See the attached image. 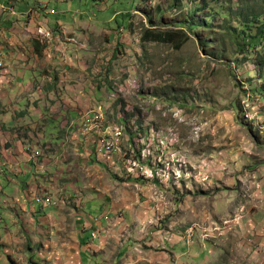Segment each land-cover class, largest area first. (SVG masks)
<instances>
[{"label":"rangeland","instance_id":"374dc122","mask_svg":"<svg viewBox=\"0 0 264 264\" xmlns=\"http://www.w3.org/2000/svg\"><path fill=\"white\" fill-rule=\"evenodd\" d=\"M10 1L0 0V37L7 32L15 35L16 30H10L7 23L8 13L15 14L8 10ZM17 1L18 12L23 5L39 6V0ZM44 1L49 3V11L57 13L50 16L52 26L59 20L68 25L74 20L92 24L82 34L79 30L68 34L70 47L64 46L71 53L65 54V62L72 60L75 66L84 67V75L61 84L60 74L67 75V69L44 66L45 50L57 37L54 30V39L42 44L43 54L36 65L48 77H57V84L55 78L51 82L56 93L62 94L57 100L35 96L21 106L13 89L14 80L23 76L15 68L17 58L0 64V164L8 167L0 171L4 179L20 174L14 172L18 166H9L2 154L5 145L19 141H40L47 167L42 159L38 171L48 172V166L59 157L57 150L68 141L62 140L67 133L61 130L59 113L51 110L73 101L92 119L102 115L105 130L113 126L123 129L120 151L114 153L119 154L120 170L101 167L91 181L97 192L84 197L98 198L102 209L109 207L127 231L141 238L139 250L169 254V244L176 245L181 253L176 264H264V116L258 118L259 110L264 113V37L256 40L255 48L244 45L252 42L250 38L264 23L263 1ZM246 12L257 16H242ZM149 28L177 30L185 43L177 49L173 44L143 41ZM21 42L20 49L27 54L35 39ZM1 45L7 51L6 42ZM40 82L34 86L48 87L44 79ZM78 91L85 98L72 99L80 95ZM22 113L23 119L16 121ZM247 114L255 119L247 120ZM23 120L32 123L30 136ZM50 121L57 122L53 138L49 136ZM42 140L53 142L52 148L46 149L48 144ZM129 159L139 161L140 173H129ZM142 171L148 176H142ZM83 176L70 178L69 188L84 187L76 184V179L88 177ZM51 177L54 183L66 184L64 178L56 181V175ZM100 194L106 196L102 199ZM15 197L10 194L7 200ZM81 198L65 200L64 222L76 224L68 209L81 208L88 201ZM7 210L14 212L1 215L3 226L20 222L22 214L16 208ZM156 238L169 243L168 249L153 243ZM0 247L4 245L0 243Z\"/></svg>","mask_w":264,"mask_h":264},{"label":"crops","instance_id":"0c3cea01","mask_svg":"<svg viewBox=\"0 0 264 264\" xmlns=\"http://www.w3.org/2000/svg\"><path fill=\"white\" fill-rule=\"evenodd\" d=\"M52 11L54 10L49 11V3L44 0H39V6L36 8L23 5L22 10L18 12L15 7V14L8 13L9 21L7 22L10 30H16L15 35H10L7 32L0 37V64L5 63L7 58L9 62H14L17 58L15 68L18 70L19 75H23L19 77L21 80H14L13 83L14 99L18 100L21 106L29 104L35 96L41 99L48 96L51 100H57V96L62 95L59 91L56 93L53 89L52 79L55 78L54 83L57 84V77H48L45 75V70L36 65L39 63V57H42L44 50L43 43L39 39V41L36 40L39 27H46L57 32V37L53 40L52 45L45 50L44 66L57 69V71L67 69V75L60 74L61 84L62 82L67 83L73 77L82 78L84 75V67L75 66L71 62L72 60L65 62L67 56L65 54L68 52L71 56V53L65 50L64 46L70 47L68 34L73 35L71 32L76 33V30H79L82 34L83 29L86 30L92 24L74 20L75 25H68L66 22L59 20L55 26H52L50 19ZM13 18L19 20V23L16 24L17 20L12 22L11 19ZM80 27L82 29H79ZM25 38H28V40L30 38L35 39V43L30 50L25 51L27 54H23L19 44L23 42H21V39L25 40ZM1 42H6L7 51L2 49ZM36 47L39 52H37ZM20 62L23 64L21 65ZM36 77L38 78L36 79ZM40 79H44V82L49 83L48 87H44L47 92L40 85L34 86L35 83L40 82ZM11 86L8 85L9 89L7 86L2 87L10 90ZM69 93L71 92L69 91ZM78 93L80 95L72 99L81 100L80 98H85L80 91ZM8 96H11V94ZM61 99L66 98L61 97ZM67 100H70V98ZM73 104V101H70L63 108L59 107L51 110V112L59 113V123L60 120L62 123L61 130L67 133V138L62 140L68 139V141L61 145V150H57L56 157H59L54 160L53 164L48 166V172L38 171L42 159H44L42 164H46L44 152L39 150V147H41L40 141L37 144L29 141L25 144L19 141L16 142V145H5L2 150L6 163L12 168L18 166L16 170L14 169V172L19 171L20 174H16L11 170L18 177L4 179V175L0 173V233L4 234L0 237L2 238L0 243L4 245V247H0V264H12V260L16 264H176V260L181 259L179 257L181 253L177 251L179 247L167 243L171 249L168 250L169 254L139 250L140 244H137L141 241L139 236L127 231V227H123L124 224L121 225V221L115 218L114 212L110 211L109 207L102 209L101 207H104L103 202L101 201V203L98 198L88 200L97 192V190H94L95 187H92L91 181L96 179L99 169L112 166L119 171L121 163L118 159L119 154L106 155L104 149L101 148L100 141L106 131L101 123H99L100 128L91 137H84L80 134L86 114L84 110L81 112ZM44 105L45 103L41 104V106ZM17 112H19V108ZM68 113H70V118L67 117ZM22 116L23 113L20 116L18 114L15 120L20 122V119H23ZM23 122L27 135H29L32 128L29 124L32 123L24 120ZM56 123V121H50L49 123L48 129L52 130L49 136L52 138L56 136L58 131ZM47 142L43 141V144L46 145ZM67 142L69 143L67 144ZM47 144L46 149H51L53 142ZM28 148L29 153L27 152ZM36 153L40 155L37 162L31 160V155ZM5 168L8 167L0 164L1 172H4ZM52 171L57 174H53ZM68 172L69 175L66 174ZM60 174L63 175L60 177ZM51 175H56V181L64 178L66 184L54 183ZM74 175H80L81 177L88 175L87 179L83 181L76 179V184L78 182L83 183L84 187L69 188L67 181L74 178ZM23 184L26 186L23 187ZM43 193L60 196L54 198H63L68 203L70 198L74 196H82L83 201L86 199L88 201L84 202L78 210L68 209V212H71L70 216H74L77 221L74 225L64 222L62 216L67 203L57 208H47L36 201V197L43 195ZM85 193L89 198L84 197ZM10 194H13V196L16 194L14 201L7 200ZM99 196L103 199L106 195L102 196L100 194ZM10 207L16 208L17 212L23 216L21 215L20 222L15 220L11 224L3 226V216L1 215H13L10 212L14 211H5L6 208ZM21 220L24 221L21 223ZM124 229H126L125 232H123ZM56 230L57 234L55 235ZM152 242L164 246L163 249H168L165 247L167 244L162 241V238H156Z\"/></svg>","mask_w":264,"mask_h":264},{"label":"built area","instance_id":"2783aa9c","mask_svg":"<svg viewBox=\"0 0 264 264\" xmlns=\"http://www.w3.org/2000/svg\"><path fill=\"white\" fill-rule=\"evenodd\" d=\"M15 0H11L10 3H12ZM8 10L14 12V7L12 4L8 6ZM56 12L53 11V14ZM39 34V40L41 43L49 42L54 39V31L48 28H40L38 31ZM249 107V104H246V108ZM260 107V106H259ZM260 115V110L258 111V116ZM102 116H96L94 119L90 118V116H86L85 118V124L83 126V129L81 131V135L84 137L90 136V134L98 130L100 128L99 123L101 120ZM247 120H254L255 117H251L249 114L246 115ZM123 137V129L120 126H113L109 128L106 131V134L104 135V138L102 139L103 141V148L105 149V152L108 155H114L115 152L120 151V145H121V140ZM32 160L34 161H39V155L35 154L31 157ZM127 170L131 174H136L141 172V166L138 160L136 159H129L127 160ZM146 171H142V176H148L146 175ZM153 175V174H150ZM36 201L40 204H43L45 207L50 208V207H59L64 204L65 200L63 198L61 199H56L52 198L49 195H41L36 197Z\"/></svg>","mask_w":264,"mask_h":264},{"label":"trees","instance_id":"16d2710c","mask_svg":"<svg viewBox=\"0 0 264 264\" xmlns=\"http://www.w3.org/2000/svg\"><path fill=\"white\" fill-rule=\"evenodd\" d=\"M264 3V0H262ZM176 3V0H175ZM256 15V13L250 14L248 12L246 13H242V16L249 18L250 16ZM150 23L154 26L155 22L150 19ZM181 32L177 31V30H164V31H154L151 30L150 28L147 29L143 35H142V40L143 41H154V42H163V43H168V44H173V46H175V48L180 49L184 43H185V39L183 38L181 35H179ZM264 37V23L262 24V26L260 27L259 31L257 32V35L250 38V40L252 42H247L245 45V47H256L255 42H257L256 40L258 39L259 41H261V39ZM240 46V48H243V46ZM37 52L38 48L36 47ZM237 109V108H236ZM12 264H16L15 261L12 260Z\"/></svg>","mask_w":264,"mask_h":264},{"label":"clouds","instance_id":"9594fccd","mask_svg":"<svg viewBox=\"0 0 264 264\" xmlns=\"http://www.w3.org/2000/svg\"><path fill=\"white\" fill-rule=\"evenodd\" d=\"M10 2H11V1H10ZM15 2H16V0L13 1L12 3H9V5L12 4V6L14 7V13H15V7H16ZM54 11H55V10H54ZM52 14H53V11H52ZM55 14H56V13H55ZM40 28H42V27H40ZM40 28H39V29H40ZM44 28H46V27H44ZM38 31H39V30H38ZM260 107H262V105H260ZM261 115L264 116V113L260 110V115L258 116L259 119H260V116H261ZM96 116H97V114L95 115V117H96ZM101 116H102V115H101ZM85 118H86V116H85ZM102 118H103V116H102ZM84 124H85V120H84L83 126H84ZM83 126H82V128H81V130H80V133H81V131H82V129H83ZM109 128H111V127H109ZM109 128H108V129H109ZM108 129H107V130H108ZM107 130H106V131H107ZM95 131H96V130H95ZM95 131H93V132L90 134V136H92V134H93ZM106 131H105V134H106ZM90 136H87V137H90ZM103 138H104V136H103ZM103 138H102V139H103ZM105 153H106V152H105ZM36 154H37V153H36ZM33 155H35V154H32L31 157H32ZM39 159H40V155H39ZM31 160H32V159H31ZM32 161H34V160H32ZM36 162H37V161H36Z\"/></svg>","mask_w":264,"mask_h":264}]
</instances>
